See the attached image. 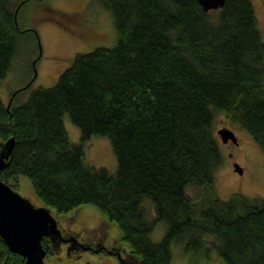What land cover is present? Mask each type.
<instances>
[{
    "label": "trees",
    "instance_id": "1",
    "mask_svg": "<svg viewBox=\"0 0 264 264\" xmlns=\"http://www.w3.org/2000/svg\"><path fill=\"white\" fill-rule=\"evenodd\" d=\"M99 1L111 13L115 45L76 54L56 84L17 106L28 86L10 94L8 110L0 100V145L14 137L0 178L17 190L19 176L28 177L41 206L59 217L98 207L135 264H170L173 242L191 256L213 249L225 264H264V198L235 192L221 200L213 180L222 159L216 111L264 156V41L250 0L206 12L198 0ZM26 2L0 0V80L25 37L37 39L17 25ZM64 114L81 144L70 143ZM93 134L108 137L113 173L84 163L83 141ZM144 199L154 204L151 221ZM161 221L167 227L156 243L149 234ZM41 241L55 255L50 240ZM0 264L27 263L0 238Z\"/></svg>",
    "mask_w": 264,
    "mask_h": 264
},
{
    "label": "rangeland",
    "instance_id": "2",
    "mask_svg": "<svg viewBox=\"0 0 264 264\" xmlns=\"http://www.w3.org/2000/svg\"><path fill=\"white\" fill-rule=\"evenodd\" d=\"M256 27L260 38L264 41V0H250ZM17 25L22 30L36 32L37 39L31 36L17 49L9 71L0 80V100L8 104L10 94L22 88L17 97V104L23 103L34 89L48 88L56 84L59 74L72 63L74 56L88 53L100 46L111 48L115 45L116 34L111 13L99 0H27L20 10ZM213 132L220 149L221 162L214 173V187L218 197L226 200L235 192L249 197L264 198V156L260 148L254 144L251 136L240 125L230 122L223 111L213 113ZM63 122L70 143L81 144L78 127L64 114ZM230 129L237 137L238 145L223 143L217 130ZM84 163L94 168H104L110 173L116 170L117 162L111 143L107 136L93 134L83 141ZM238 164L242 168L239 174L234 168ZM17 192L29 198L35 206H41L28 177L20 175ZM190 198L197 199L200 191L187 188ZM148 221L155 217L154 204L151 200L142 201ZM57 219L68 217L72 231H79L78 238L90 237L102 240L105 250L97 248L79 249V253L69 254L67 247L55 255L46 256V264H120L130 252L128 244L120 239V229L115 223L106 220L98 207L90 204L79 206ZM163 221L155 222L150 240L159 242L166 231ZM90 231L89 233L87 231ZM95 230V231H94ZM89 238V239H90ZM213 243V237L205 236L207 248ZM170 264H225L217 251L211 249L194 256L184 251L183 243L171 244Z\"/></svg>",
    "mask_w": 264,
    "mask_h": 264
},
{
    "label": "water",
    "instance_id": "3",
    "mask_svg": "<svg viewBox=\"0 0 264 264\" xmlns=\"http://www.w3.org/2000/svg\"><path fill=\"white\" fill-rule=\"evenodd\" d=\"M204 11L217 10L222 8L225 0H198ZM17 11V10H16ZM16 16V12H15ZM17 91V90H16ZM12 93L11 98L16 94ZM11 98L6 106H10ZM223 143L228 141L237 143V137L228 128L217 130ZM14 143V137L0 145V170L9 160ZM236 171L241 174L242 168L234 165ZM61 229L57 226V219L52 215L50 208L46 206H35L29 198L19 194L0 178V238L5 242L11 253L20 255L27 264H46L44 262L47 252L42 247V239L50 240L55 248L57 244L70 243L67 246L69 254L71 251L88 250L86 247L77 245L78 240L74 237L62 235ZM99 250H105L99 247ZM120 264H135L126 257L121 258Z\"/></svg>",
    "mask_w": 264,
    "mask_h": 264
},
{
    "label": "flooded vegetation",
    "instance_id": "4",
    "mask_svg": "<svg viewBox=\"0 0 264 264\" xmlns=\"http://www.w3.org/2000/svg\"><path fill=\"white\" fill-rule=\"evenodd\" d=\"M229 143H232V142H230V141H228L227 142V144H229ZM232 144H234V145H238L239 144V142L237 141V143H232ZM61 218H64V219H57V218H55V219H57V226H58V228L59 229H61V233H62V235L63 236H65L66 235V237H74L75 239H77L78 240V243H77V245H81V246H83V247H89V248H97V247H104L105 248V246L103 245V243H102V240L100 239V238H98V240H92L90 237H95L96 235V231L94 232L95 234H92V235H90V231L88 230L87 232L89 233V237H87V238H83V239H79L78 238V235H79V231L78 230H76V231H72V229L70 228L71 226H69V224H68V219H70V218H68V217H61ZM90 238V239H89ZM69 244L70 243H66V244H64V243H61L60 244V247H58V245L56 244L55 245V248H53V250L54 251H59V250H61V249H63V250H65L66 249V247L67 246H69ZM79 253L80 251L79 250H74V251H71L70 252V254H77V253ZM48 256V255H47Z\"/></svg>",
    "mask_w": 264,
    "mask_h": 264
}]
</instances>
